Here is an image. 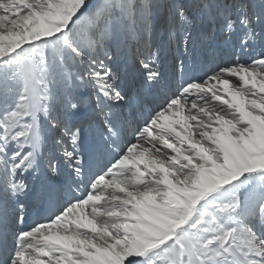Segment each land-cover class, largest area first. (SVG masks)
Returning a JSON list of instances; mask_svg holds the SVG:
<instances>
[{
    "label": "snow or ice",
    "instance_id": "snow-or-ice-1",
    "mask_svg": "<svg viewBox=\"0 0 264 264\" xmlns=\"http://www.w3.org/2000/svg\"><path fill=\"white\" fill-rule=\"evenodd\" d=\"M0 264H264V0H0Z\"/></svg>",
    "mask_w": 264,
    "mask_h": 264
}]
</instances>
